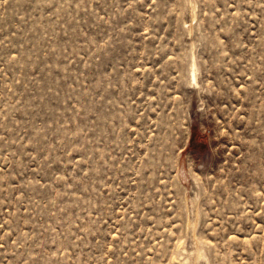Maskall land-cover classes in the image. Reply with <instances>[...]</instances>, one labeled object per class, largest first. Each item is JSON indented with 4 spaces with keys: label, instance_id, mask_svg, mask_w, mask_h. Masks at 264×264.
<instances>
[{
    "label": "rangeland",
    "instance_id": "rangeland-1",
    "mask_svg": "<svg viewBox=\"0 0 264 264\" xmlns=\"http://www.w3.org/2000/svg\"><path fill=\"white\" fill-rule=\"evenodd\" d=\"M0 264H264V0H0Z\"/></svg>",
    "mask_w": 264,
    "mask_h": 264
},
{
    "label": "bare ground",
    "instance_id": "bare-ground-1",
    "mask_svg": "<svg viewBox=\"0 0 264 264\" xmlns=\"http://www.w3.org/2000/svg\"><path fill=\"white\" fill-rule=\"evenodd\" d=\"M197 72H198V66L194 62L193 65H192V68H191V73H190L191 81L194 84H198V75H197Z\"/></svg>",
    "mask_w": 264,
    "mask_h": 264
}]
</instances>
